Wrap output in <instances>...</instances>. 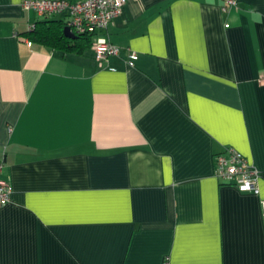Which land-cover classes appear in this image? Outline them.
Segmentation results:
<instances>
[{
    "label": "crops",
    "instance_id": "obj_1",
    "mask_svg": "<svg viewBox=\"0 0 264 264\" xmlns=\"http://www.w3.org/2000/svg\"><path fill=\"white\" fill-rule=\"evenodd\" d=\"M21 1L0 0V264H264V0H127L104 66L32 42ZM228 147L257 192L214 175Z\"/></svg>",
    "mask_w": 264,
    "mask_h": 264
},
{
    "label": "built area",
    "instance_id": "obj_2",
    "mask_svg": "<svg viewBox=\"0 0 264 264\" xmlns=\"http://www.w3.org/2000/svg\"><path fill=\"white\" fill-rule=\"evenodd\" d=\"M127 0H22L21 7L34 11L37 16L64 15V23L75 34H91L92 50L99 66L108 63L110 57L120 53V47L111 42L100 31L106 30L113 19L123 13ZM239 0H222V9L228 11L236 7ZM228 25V24H226ZM35 26L31 23L28 29ZM138 59L135 51H129L126 63L134 66ZM264 83V79H260ZM214 175L222 182L234 185L240 191H258L257 181L260 171L245 156L233 147L219 152L214 158ZM4 161L0 159V205L11 199L12 188L3 176ZM162 264H171L166 257Z\"/></svg>",
    "mask_w": 264,
    "mask_h": 264
},
{
    "label": "trees",
    "instance_id": "obj_3",
    "mask_svg": "<svg viewBox=\"0 0 264 264\" xmlns=\"http://www.w3.org/2000/svg\"><path fill=\"white\" fill-rule=\"evenodd\" d=\"M62 20L43 17L35 22V26L27 29L25 35L35 43L59 49L63 52L82 53L92 46L91 34H76L75 38L65 36Z\"/></svg>",
    "mask_w": 264,
    "mask_h": 264
},
{
    "label": "water",
    "instance_id": "obj_4",
    "mask_svg": "<svg viewBox=\"0 0 264 264\" xmlns=\"http://www.w3.org/2000/svg\"><path fill=\"white\" fill-rule=\"evenodd\" d=\"M63 31H64V34L65 36L67 37H70V38H75L77 35L74 33V31L71 29V27L69 26H65L63 28Z\"/></svg>",
    "mask_w": 264,
    "mask_h": 264
}]
</instances>
